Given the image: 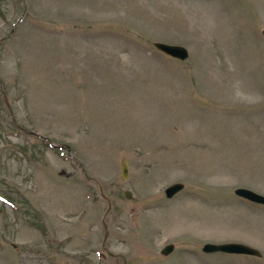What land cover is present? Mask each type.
I'll return each instance as SVG.
<instances>
[{
    "label": "rangeland",
    "instance_id": "obj_1",
    "mask_svg": "<svg viewBox=\"0 0 264 264\" xmlns=\"http://www.w3.org/2000/svg\"><path fill=\"white\" fill-rule=\"evenodd\" d=\"M262 29L264 0H0V264H264L234 193L264 194Z\"/></svg>",
    "mask_w": 264,
    "mask_h": 264
},
{
    "label": "water",
    "instance_id": "obj_2",
    "mask_svg": "<svg viewBox=\"0 0 264 264\" xmlns=\"http://www.w3.org/2000/svg\"><path fill=\"white\" fill-rule=\"evenodd\" d=\"M20 20V19H19ZM262 34L264 35V29H262ZM154 48L171 58H175L178 60H186L189 57V51L188 49L179 44H171V43H165L161 41H155L153 42ZM33 133V132H32ZM65 146L69 150L68 145H62ZM70 154V152H69ZM128 175V169L127 164L124 160L121 161V177L125 178ZM184 188L183 182H174L170 185H168L164 189L165 196L167 198H170L180 192ZM234 193L250 202L257 203V204H264V194L258 193L250 188L246 187H237L234 189ZM125 196L129 197V192L125 191ZM174 245L169 243L166 244L161 250V254L167 255L172 249ZM202 251L204 252H223V253H229V254H242V255H250L255 257H262L263 253L246 243L237 242V241H228V242H221V243H212V242H206L202 246ZM110 255L112 253L108 252Z\"/></svg>",
    "mask_w": 264,
    "mask_h": 264
}]
</instances>
